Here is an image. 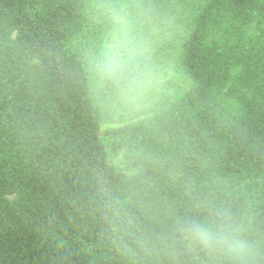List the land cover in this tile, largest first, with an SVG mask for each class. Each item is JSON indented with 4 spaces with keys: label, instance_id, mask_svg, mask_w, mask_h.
Listing matches in <instances>:
<instances>
[{
    "label": "trees",
    "instance_id": "trees-1",
    "mask_svg": "<svg viewBox=\"0 0 264 264\" xmlns=\"http://www.w3.org/2000/svg\"><path fill=\"white\" fill-rule=\"evenodd\" d=\"M108 30L88 0H0V264H231L193 223L264 264V0H196L152 55L186 89L100 134Z\"/></svg>",
    "mask_w": 264,
    "mask_h": 264
},
{
    "label": "clouds",
    "instance_id": "clouds-1",
    "mask_svg": "<svg viewBox=\"0 0 264 264\" xmlns=\"http://www.w3.org/2000/svg\"><path fill=\"white\" fill-rule=\"evenodd\" d=\"M107 42L88 59V72L101 93V102L114 119L145 111L162 91L165 79L147 53L142 22L125 8L107 9ZM190 239L231 264H254V251L237 244L230 230L207 223L188 227Z\"/></svg>",
    "mask_w": 264,
    "mask_h": 264
},
{
    "label": "rangeland",
    "instance_id": "rangeland-1",
    "mask_svg": "<svg viewBox=\"0 0 264 264\" xmlns=\"http://www.w3.org/2000/svg\"><path fill=\"white\" fill-rule=\"evenodd\" d=\"M88 1L94 6L99 18L107 23H109L107 15V9L109 8L123 7L127 11L136 15V18L142 22V31L147 45L146 55L151 62L161 70L165 79L162 91L145 111L136 115L122 116L118 120L113 118L110 122L101 127L100 134H102V132L108 128L119 127L149 117L161 109L166 101L173 95L186 89V82L176 67L175 55L170 53L159 59H154L152 55L163 43L179 35L180 29L184 25L192 9L195 7L196 0ZM106 42L107 34L101 43L97 45V48L100 49ZM92 92L94 96H97L100 93L94 83Z\"/></svg>",
    "mask_w": 264,
    "mask_h": 264
}]
</instances>
